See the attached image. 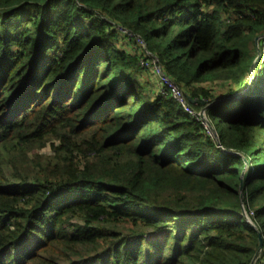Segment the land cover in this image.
I'll use <instances>...</instances> for the list:
<instances>
[{"label":"trees","instance_id":"obj_1","mask_svg":"<svg viewBox=\"0 0 264 264\" xmlns=\"http://www.w3.org/2000/svg\"><path fill=\"white\" fill-rule=\"evenodd\" d=\"M117 27L188 100L216 101L207 82L243 92L208 108L215 138L139 83L147 57ZM262 36L264 0H0V264H251L264 61L247 76Z\"/></svg>","mask_w":264,"mask_h":264},{"label":"rangeland","instance_id":"obj_2","mask_svg":"<svg viewBox=\"0 0 264 264\" xmlns=\"http://www.w3.org/2000/svg\"><path fill=\"white\" fill-rule=\"evenodd\" d=\"M137 35V34H135ZM120 39H119V46H124V48L126 49V43H124V39L122 38V36H119ZM264 38V36H262ZM252 45L250 44V42L248 43L247 45V50L249 51V54H254V51L252 50ZM254 47L256 48L255 49V52L257 53L256 57L254 58L253 60V64L251 66V72L250 74L247 76V79H249V81L252 80L253 78V71L255 70V65L256 64H259V63H262L264 61V59H262V51L261 49H259V41H258V46H256V43L254 41ZM146 48V46H145ZM132 55H135V52H138L139 54V51H136L135 48H132L130 47V50ZM145 55L147 57H151L150 55H152L149 51L148 53L146 54V52L144 51ZM140 67V66H139ZM139 71L141 73H135V76L138 78V81L139 83L147 90L149 91H154V90H158V88H156V86H159L160 82L159 80L157 79L158 77V74L156 72V69L155 68H152V67H147L145 64H142L141 67L139 68ZM201 86H206L208 87L209 91L213 93V95L215 97H217V100L216 101H213V102H208L206 100H203V104H200L198 105L197 102L195 100V103H191L190 100H188L187 98L186 99V103L188 104V106L191 108V110L193 111L194 115L199 117L202 121H203V124L205 126V130L213 137L215 138L216 136V133H215V128L213 126V123H212V120H210L211 118H209L207 116V111H208V108L211 106V104L213 103H217V101H219L220 99L221 100H228V99H231V98H236V97H239L243 92H235L234 94L232 95H228V91H229V87H225L224 85L221 86V83L219 82H214V83H203ZM178 103V102H177ZM185 103V104H186ZM179 104V103H178ZM180 105V104H179ZM181 106V105H180ZM182 107V106H181ZM183 109V108H182ZM184 110V109H183ZM204 113V114H203ZM220 147V145H218ZM221 148V147H220ZM34 156L38 157L40 160L44 157H48L50 156V150H49V147L48 145L46 147H42L40 148L39 150H33L31 152V154L29 155V159L31 162H35V159L33 158ZM6 174H10L12 172L11 168L10 167H6ZM10 176V175H9ZM28 180L29 181H34V178H33V174H29L28 176ZM244 210V208H243ZM243 213V211H242ZM245 214V211L244 213ZM130 237V236H129ZM47 258H50L52 260H58L56 257H57V254H55L54 256H50L49 254H46L45 255ZM264 249H260L259 250V253L257 255V257L254 259V262L252 264H264ZM257 259V260H256Z\"/></svg>","mask_w":264,"mask_h":264},{"label":"built area","instance_id":"obj_3","mask_svg":"<svg viewBox=\"0 0 264 264\" xmlns=\"http://www.w3.org/2000/svg\"><path fill=\"white\" fill-rule=\"evenodd\" d=\"M117 29L120 31L119 33L122 35V34H125L128 36V39H131L136 46H138L142 52L144 53V51L146 52V54L148 53V51H146V48H145V42L144 40L139 36V35H135L133 33H130L124 29H121L119 27H117ZM120 35V36H121ZM123 36V35H122ZM127 40V39H126ZM145 54V53H144ZM151 57H147L146 59L144 60H141L139 61V64L140 66L142 64H145L147 67H152V68H155L156 69V72L158 74V77L157 79L159 80L160 82V88H164L166 89L169 94L174 98V100L176 102H178L182 108L184 109L185 112L189 113L192 117H194L195 119L197 120H200L203 124V121L194 115L193 111L191 110V108L188 106V104L186 103V97L183 95L182 91L180 88H178L164 73L163 71L161 70L160 66H159V63H158V60L156 59L155 56L153 55H150ZM186 103V104H185ZM203 128H205L204 124H203ZM205 132L210 136L212 137L206 130ZM264 259V258H263Z\"/></svg>","mask_w":264,"mask_h":264},{"label":"water","instance_id":"obj_4","mask_svg":"<svg viewBox=\"0 0 264 264\" xmlns=\"http://www.w3.org/2000/svg\"><path fill=\"white\" fill-rule=\"evenodd\" d=\"M258 40H259V37L255 38V43H256V46H258ZM191 103H195V101L193 100H190ZM197 103L199 104H203L202 101H198ZM204 114V113H203ZM241 188H242V184H240L239 186V194H240V197H242V191H241ZM262 248V238L261 236L259 235V238H258V247H257V252L255 253L254 255V259L257 257L258 253H259V250Z\"/></svg>","mask_w":264,"mask_h":264},{"label":"crops","instance_id":"obj_5","mask_svg":"<svg viewBox=\"0 0 264 264\" xmlns=\"http://www.w3.org/2000/svg\"><path fill=\"white\" fill-rule=\"evenodd\" d=\"M126 49L124 48V46H119V41L117 42V47L118 48H121L122 50H124V51H126V52H130L129 50H130V46L129 45H127L126 44ZM146 46V45H145ZM146 51H147V49H146ZM198 101H202V100H196V102H198ZM203 102V101H202ZM198 105H200L199 103H197ZM262 249V248H261ZM257 260V259H256ZM254 262V258H253V260H252V262H251V264Z\"/></svg>","mask_w":264,"mask_h":264}]
</instances>
